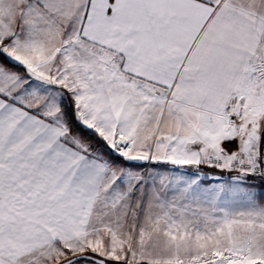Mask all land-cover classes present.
Wrapping results in <instances>:
<instances>
[{"label":"snow or ice","instance_id":"6c2138e0","mask_svg":"<svg viewBox=\"0 0 264 264\" xmlns=\"http://www.w3.org/2000/svg\"><path fill=\"white\" fill-rule=\"evenodd\" d=\"M0 264H264V0H0Z\"/></svg>","mask_w":264,"mask_h":264}]
</instances>
